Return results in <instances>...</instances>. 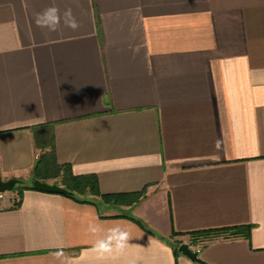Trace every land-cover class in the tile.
Instances as JSON below:
<instances>
[{
	"label": "crops",
	"instance_id": "1",
	"mask_svg": "<svg viewBox=\"0 0 264 264\" xmlns=\"http://www.w3.org/2000/svg\"><path fill=\"white\" fill-rule=\"evenodd\" d=\"M52 5L79 28L38 27ZM44 125L100 194L144 196L30 188ZM0 178L19 180L0 193V264H101L92 244L117 224L133 240L103 264H203L180 243L264 264V0H0Z\"/></svg>",
	"mask_w": 264,
	"mask_h": 264
},
{
	"label": "trees",
	"instance_id": "2",
	"mask_svg": "<svg viewBox=\"0 0 264 264\" xmlns=\"http://www.w3.org/2000/svg\"><path fill=\"white\" fill-rule=\"evenodd\" d=\"M44 126L45 131L41 135L35 136V146L39 148L40 153L31 171L33 179L57 184L66 190V193H62L63 195L75 200H80L86 195H99L106 202L131 205L144 196L146 188L132 193L100 194L95 175H75L69 164L57 161L52 137L47 132L49 125ZM30 188L34 189L33 186ZM82 201L86 202L87 200L82 199ZM240 229L243 231L248 230L236 228L234 232H238Z\"/></svg>",
	"mask_w": 264,
	"mask_h": 264
},
{
	"label": "clouds",
	"instance_id": "3",
	"mask_svg": "<svg viewBox=\"0 0 264 264\" xmlns=\"http://www.w3.org/2000/svg\"><path fill=\"white\" fill-rule=\"evenodd\" d=\"M35 22L38 27L45 28L48 31H57L61 27V22L64 27L76 30L79 28V23L72 14L71 9H65L63 13L52 5L41 12L35 14ZM90 233H100L102 230L98 223H91L88 225ZM133 236L129 230L117 224L104 231L102 236L94 240L91 252L97 257V260L103 264L109 258L117 255H123L129 248ZM60 264H65L66 254L62 250L53 252L52 254ZM135 264V262H131Z\"/></svg>",
	"mask_w": 264,
	"mask_h": 264
},
{
	"label": "water",
	"instance_id": "4",
	"mask_svg": "<svg viewBox=\"0 0 264 264\" xmlns=\"http://www.w3.org/2000/svg\"><path fill=\"white\" fill-rule=\"evenodd\" d=\"M19 182V180L12 178L6 181H3L0 178V193L5 191H10L14 188V186ZM32 186L39 191L44 192H56V193H66V190L57 184H51L45 181H41L39 179H34ZM177 251L188 257L193 262L206 264L198 254V251L191 249L188 243H180L177 246Z\"/></svg>",
	"mask_w": 264,
	"mask_h": 264
},
{
	"label": "rangeland",
	"instance_id": "5",
	"mask_svg": "<svg viewBox=\"0 0 264 264\" xmlns=\"http://www.w3.org/2000/svg\"><path fill=\"white\" fill-rule=\"evenodd\" d=\"M178 246V245H177Z\"/></svg>",
	"mask_w": 264,
	"mask_h": 264
}]
</instances>
